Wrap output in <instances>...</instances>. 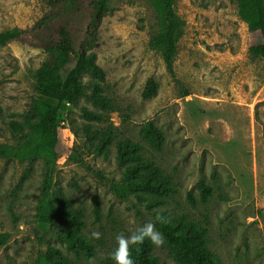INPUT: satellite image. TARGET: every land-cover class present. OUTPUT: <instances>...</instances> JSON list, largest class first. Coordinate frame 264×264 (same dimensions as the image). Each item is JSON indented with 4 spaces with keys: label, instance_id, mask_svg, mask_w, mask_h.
<instances>
[{
    "label": "rangeland",
    "instance_id": "374dc122",
    "mask_svg": "<svg viewBox=\"0 0 264 264\" xmlns=\"http://www.w3.org/2000/svg\"><path fill=\"white\" fill-rule=\"evenodd\" d=\"M45 10L42 0H0V32L30 28ZM175 10L183 30L172 75L151 46L163 28L158 0H109L93 49L107 74L105 94L116 106L105 112V122L93 123L116 131L107 154H98L83 132L82 108L100 112L90 101L81 99L60 118L52 192L84 212L83 235L95 248L93 257H76L57 232L46 231L45 211L39 208L43 161L0 158V235H9L0 247V264H36L50 245L77 264H114L115 234L127 236L149 222L156 227L161 212L170 219L186 215L202 225L207 221L208 246L224 264H264V58L250 52L261 36L239 17L236 0H176ZM45 59L40 48L25 43L0 46V145L20 141L6 121L12 113L23 119ZM150 78L158 83V93L144 99ZM147 122L165 134L161 152L142 138ZM126 139L143 145L145 159L173 178L176 193L167 205L151 210L150 199H121L113 191L112 184L123 182L124 170L116 144ZM200 181L213 188L207 204L200 203ZM189 193L196 206L188 201ZM93 231L101 233L99 240L91 238ZM154 254L161 264H176L165 241L155 245Z\"/></svg>",
    "mask_w": 264,
    "mask_h": 264
},
{
    "label": "trees",
    "instance_id": "16d2710c",
    "mask_svg": "<svg viewBox=\"0 0 264 264\" xmlns=\"http://www.w3.org/2000/svg\"><path fill=\"white\" fill-rule=\"evenodd\" d=\"M176 0H158L163 16L160 34L151 40V46L160 52L168 72L175 74L174 64L178 55V42L182 35V21L175 10ZM46 6L43 16L30 28H14L0 32V46L21 42L40 48L46 59L35 75V97L22 120L10 114L6 124L20 137L16 145H0V158L20 162L42 160L46 177L39 201L45 211L42 221L46 231H55L62 244L76 257L91 258L95 248L83 235L86 226L82 210L74 207L72 200L61 193L52 192L54 169L60 153V118L69 114L83 98L100 112L82 108L83 132L88 143L98 154H107L117 139L112 126L95 128L93 123L106 120L105 112L116 109L113 100L105 94L106 71L97 63L99 27L109 11V0H42ZM238 15L251 32L261 36V42L250 48L254 57L264 58V0H236ZM89 81H85V77ZM158 83L150 78L143 92L144 99L157 96ZM142 138L155 152H161L165 144L164 132L152 122L145 123ZM77 135V133H76ZM118 163L124 167L123 182L112 184L121 199L137 196L150 199L149 209L168 204L176 193L173 178L167 176L154 161L146 160L144 146L130 139L116 144ZM201 204H207L213 195L211 185L197 184ZM192 206L197 201L188 194ZM96 220H100L101 203L94 201ZM208 225L190 220L186 215L169 218L165 212L157 215L156 227L163 234L170 258L176 264H224L219 255L208 246ZM9 235H0V247ZM155 245L147 239L143 244L130 248L136 264H161L154 254ZM36 264H77L60 247L50 245L41 253Z\"/></svg>",
    "mask_w": 264,
    "mask_h": 264
},
{
    "label": "clouds",
    "instance_id": "9594fccd",
    "mask_svg": "<svg viewBox=\"0 0 264 264\" xmlns=\"http://www.w3.org/2000/svg\"><path fill=\"white\" fill-rule=\"evenodd\" d=\"M92 239L99 240L101 233L93 231L90 233ZM115 247L110 253V257L114 264H136L135 259L131 255L130 248L135 245L143 244L147 239L153 245L160 246L164 243V237L153 223H145L136 231L125 236L123 233L115 234Z\"/></svg>",
    "mask_w": 264,
    "mask_h": 264
}]
</instances>
